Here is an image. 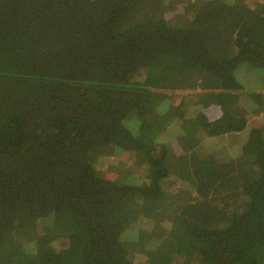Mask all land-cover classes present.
Masks as SVG:
<instances>
[{"label": "trees", "instance_id": "trees-1", "mask_svg": "<svg viewBox=\"0 0 264 264\" xmlns=\"http://www.w3.org/2000/svg\"><path fill=\"white\" fill-rule=\"evenodd\" d=\"M243 64L264 0H0V264H264V133L209 148Z\"/></svg>", "mask_w": 264, "mask_h": 264}, {"label": "rangeland", "instance_id": "rangeland-1", "mask_svg": "<svg viewBox=\"0 0 264 264\" xmlns=\"http://www.w3.org/2000/svg\"><path fill=\"white\" fill-rule=\"evenodd\" d=\"M247 1H252V0H247ZM261 74H264V71L253 69L245 64L240 65L236 69L235 75L238 82L241 84V90L228 95L225 99V102L228 109L230 110L231 115H233L234 117H239L246 114L248 116L247 124L242 131L229 133L225 130L226 121L224 120L221 121L220 129H223L221 131L224 133L221 136H217L214 139H212V141L213 140L216 141L215 147L209 144V148L216 150L217 148H220L221 144L219 145L218 143L221 141V139L225 140L227 138H232V140L243 139L244 141L247 139L248 133L253 127H257L261 129L264 133V110L261 111L262 113L259 111L258 112L254 111L253 109L250 110L248 105L249 99L247 96L248 92L263 91L262 89H256L258 87L264 86V76H262ZM183 93L200 94V100L198 105L199 110L196 113H199L197 117H199L201 121L203 120L212 121L222 116L223 110L219 104V99H218L219 92L207 93L204 90L194 89L190 91H185ZM172 126L173 125H171L170 127ZM224 144L226 143H223V145ZM121 160L123 161V157L121 158ZM125 162L126 163L130 162V165L133 168L140 166V163L136 159L133 160V156L125 157Z\"/></svg>", "mask_w": 264, "mask_h": 264}]
</instances>
